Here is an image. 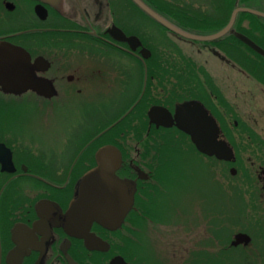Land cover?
I'll return each mask as SVG.
<instances>
[{
    "label": "flooded vegetation",
    "instance_id": "af4514ba",
    "mask_svg": "<svg viewBox=\"0 0 264 264\" xmlns=\"http://www.w3.org/2000/svg\"><path fill=\"white\" fill-rule=\"evenodd\" d=\"M135 15L123 0H0V43L22 49L32 77L42 82L18 93L0 89V145L5 149L0 164V264H119L115 258L123 264H183L190 254L214 247L212 210L201 233L199 205L190 200L183 211L171 203L172 193L182 197L190 183L197 184L198 172L190 160L208 161L212 183L214 166L229 175L231 167L196 150L175 126V107L187 104L188 110L177 117L194 120L201 106L219 129L217 139L229 146L233 99L241 92L238 86H218L206 68L217 61L230 73L233 65L212 46L184 55L174 41L189 46L202 42L139 19L144 23L142 41L134 34ZM112 27L126 38L136 37L140 46L131 49L114 39ZM153 31L160 48L176 49L158 50L153 57L146 46L151 43L146 34ZM141 48L149 52L144 59ZM196 55L209 58L201 61ZM156 67L160 73L152 86L147 82ZM178 77L191 78L192 86L177 85ZM154 108L160 114L156 120L170 126L149 123ZM42 120L45 131L25 130L29 122L40 126ZM168 141L178 146L168 147ZM98 165L134 186L128 211L114 230L95 222L88 226L82 212L70 207L81 179ZM254 174L264 200V168L256 166ZM170 212L176 222L169 220ZM201 236L207 240L203 247Z\"/></svg>",
    "mask_w": 264,
    "mask_h": 264
},
{
    "label": "trees",
    "instance_id": "16d2710c",
    "mask_svg": "<svg viewBox=\"0 0 264 264\" xmlns=\"http://www.w3.org/2000/svg\"><path fill=\"white\" fill-rule=\"evenodd\" d=\"M123 1L127 2L133 8L136 14V20H149L153 23V25L157 26L161 31L164 32L162 27L151 21L149 17L141 12L129 0ZM141 1L149 8L155 10V12L161 16L173 21L183 31L199 36L213 34L223 28L228 21L231 11L234 8L245 7L264 13V6L256 3L255 0H202L203 3H206L210 7L211 11L209 10V12L202 11L199 8H195L193 6H188L185 3H181V0ZM192 2L193 0L190 1V4H192ZM178 4L183 7L179 6ZM122 19L123 17L121 20ZM140 28V26H135L134 34L143 41L145 37L144 33L140 32ZM231 29L233 32H237L245 36L264 51V19L247 13H238ZM141 30L144 31L142 28ZM154 41L159 46L162 43L160 40ZM225 43L228 44V49H224ZM200 45L212 46L219 50L221 53H223V55L230 59L232 65L238 69L239 72L245 74L246 77L264 89V58L255 54L252 50L239 42L231 33H228L222 38L212 42L200 43ZM146 46L149 48L152 56L154 57V54L158 50L159 46L156 45L155 47V44L152 45V43H148V41L146 42ZM137 66H139L138 63ZM155 66V64H152V67ZM159 73L160 70L158 71V68L156 67V71L151 73L153 80L151 82L148 81L147 84L151 83L152 86H154V82L156 81L155 75ZM191 81V78L186 80L183 77L182 79L178 77L176 84L179 86H192ZM138 84L140 86V79ZM230 131L233 134L226 136V141L233 151L234 161L223 164L226 168L235 167L236 174L229 176L232 183L228 187V193L226 192V187L223 183H216V195L219 197L221 196V200L224 202L225 209L221 211L216 210L212 213L218 216L219 213H223L228 210V212L232 215L233 221L236 220V222H238L241 220L243 222L246 219V211L249 209V207H254V205H257V200L264 206V200H261L259 197L258 184L256 182V178L253 175L256 168V163L250 161L251 163L245 167L242 163V153L247 151H252V153H254L253 151H256L257 153L260 151V147L263 148L264 152V140L255 134V130L252 125L240 119V116L236 113L234 106H232ZM238 132H248L250 134H247L246 136L234 134ZM167 146L176 147L178 146L177 141H168ZM214 162L218 164L217 161ZM261 165L264 166L263 163ZM262 223L264 224V222ZM256 225L258 226V229L264 230V226L262 224L258 223ZM213 227L214 228L212 230L210 229V233L212 235L215 234V241H220L218 242L219 246L216 248L213 247L215 249L213 253H210V251H206L207 253L204 252V257L201 259L195 258L196 260L193 261V259H190L189 256L184 260L183 264H264V237L262 239L263 245L260 250H258V248L255 246L251 252H247L246 248H249V244L247 246H230V235L234 231H228L224 223L221 224L219 221L216 223L214 222ZM241 231L248 233V231L245 229H242ZM124 252L125 256H127L126 248H124ZM252 259L254 260L252 261Z\"/></svg>",
    "mask_w": 264,
    "mask_h": 264
},
{
    "label": "water",
    "instance_id": "95a60500",
    "mask_svg": "<svg viewBox=\"0 0 264 264\" xmlns=\"http://www.w3.org/2000/svg\"><path fill=\"white\" fill-rule=\"evenodd\" d=\"M147 17L156 22L161 27L165 28L172 35L178 36L184 40L192 42H212L218 40L228 33H231L239 42L252 50L255 54L264 58V51L255 45L245 36L232 31V25L238 13H247L264 19V13L245 7L234 8L228 18L227 23L219 31L199 36L184 32L171 25L168 21L160 15L152 11L141 0H129ZM110 34L114 39L127 42L131 49L140 46V42L136 37L126 38L115 27H112ZM141 58L147 57L149 52L141 48L139 51ZM31 70L28 67V55L20 48L9 45L7 43H0V89L7 92L18 93L32 86H38L42 82L37 81L32 77ZM48 86L45 81L43 85ZM18 86H22L18 90ZM158 109H151L148 113L149 123H154L155 126H170V122H159L157 117L160 115ZM188 105L182 104L175 107L176 117L175 126L186 133L191 143L196 150L207 156L214 157L217 161L233 162L234 155L232 149L222 140H218L219 129L213 119L207 116L206 112L201 106L196 111L198 118L188 120L180 118L177 115L181 112L187 111ZM4 148L0 145V164H3L2 156L5 155ZM5 162V160H4ZM231 176L235 174V169L230 168ZM134 186L128 181L120 180L113 175L112 170L105 169L98 165L95 169L87 172L80 181L77 192V199L70 204L71 210L75 209L82 212V219L88 226L95 222L107 230L116 229L121 222L132 201V194ZM250 238L245 233H235L230 241V246L236 247L238 245L247 246ZM93 249V246H89ZM113 261H119L123 264L121 258H115Z\"/></svg>",
    "mask_w": 264,
    "mask_h": 264
},
{
    "label": "rangeland",
    "instance_id": "374dc122",
    "mask_svg": "<svg viewBox=\"0 0 264 264\" xmlns=\"http://www.w3.org/2000/svg\"><path fill=\"white\" fill-rule=\"evenodd\" d=\"M172 1V0H168ZM191 0H181V3H185L188 6H193L195 8H199L202 11H208L210 10V7L203 3L202 0H193L192 4H190ZM256 3L264 6V0H255ZM176 3V2H175ZM179 5V4H178ZM181 6V5H179ZM211 11V10H210ZM122 13H120L121 16ZM144 23H142L139 19H137L136 26H140L144 30ZM140 28V32L144 33ZM150 33V32H149ZM151 35L148 36V33L146 34V40L151 41L152 45L155 44L159 46L154 40V35L158 36V32H152ZM181 41H174V46L179 50V52L183 53L184 55L186 53L191 54L190 52L200 49L202 46L199 45L200 43L194 44V46H189L185 42ZM172 44V42H169ZM170 45V44H169ZM175 47H168L167 48H160L158 47V50H175ZM157 50V51H158ZM192 56V55H191ZM195 56V54H194ZM204 57H208L207 55H200L196 58L198 60H203ZM209 58V57H208ZM211 58V57H210ZM221 65V66H220ZM209 74L214 78L215 82L218 86H238L236 91L239 93L241 92L240 97L236 96V99H233V106L238 111V115L243 118L244 120H248V123L252 125L254 130L256 132H261L259 136L262 140H264V92L262 91L261 87H259L258 84L253 82L251 79L245 76V74H242L238 71L234 66L232 68V71H227L224 69L222 64H219L217 61L214 62V66L210 65L208 68H206ZM223 69V70H222ZM230 75V84L228 83L227 74ZM249 90L252 94L248 97H244L245 91ZM236 105V106H235ZM249 121H252L250 123ZM28 126L26 127V131H45L44 128V121L42 120L40 122V126H37V123L35 122H29ZM33 123V124H31ZM49 131V130H46ZM43 141H46L47 139H42ZM46 145V144H45ZM260 151L256 153V151H253L254 153L249 152H243L242 153V163L245 167H247L252 161L256 163L255 166H262L261 164H264V152L263 148H259ZM263 155V156H262ZM208 161H204L202 159H198L197 162L191 161L189 162L190 166H194V170L198 172V179L197 184L190 183L189 187H187L188 191L184 193L182 197L179 196L178 192L172 193V200L171 203L175 205L177 208H180L181 210L185 211L189 207L190 200L194 199V202L199 205L201 211H200V218H199V230L201 233H203L204 229H206V225L208 224L207 220L208 215L210 213V209H212V212H215L216 210L221 211L224 210V202L221 200V196L219 197L216 195V183L218 182V179L224 184V186L230 185L232 182L229 178V174L224 169L218 165L214 166L215 171V182L212 183V177L209 176L210 173H212L211 168L207 165ZM243 166V167H244ZM264 168V166H262ZM235 169L236 174V168ZM193 169V168H190ZM256 170V168H255ZM254 170V171H255ZM226 172V173H225ZM253 172V171H252ZM254 177L255 174L253 173ZM211 183H212V189H211ZM226 192H229V188L226 189ZM220 193V192H219ZM212 194V195H211ZM195 196V197H194ZM259 198V197H258ZM261 199V198H260ZM261 203V202H260ZM257 200V205H254V207H249V209L246 211V219L245 221H238L236 222L232 220V215L226 210V212L219 213V215L211 214V218L209 221V229H213V223L219 221L221 224L224 223L225 227L228 231L232 230L234 231L230 235V239L232 240V236L235 233H244L241 231L242 229H245L248 231V233H245L249 236L250 242H249V248H246L247 252L252 251L255 246L260 250V248L263 245L262 239L264 237V230L258 229V226L256 224H264V206L263 204H260ZM171 208H169V211ZM204 217V218H203ZM169 220L176 222L177 219L175 217H172V212L169 213ZM233 223V225H232ZM206 224V225H205ZM264 229V228H263ZM263 231V232H262ZM263 234V236H262ZM203 236V235H202ZM201 236V239L199 240V247H203V243H206V238ZM215 234L212 235V241H214V247L216 248L219 246L220 241H215L216 238H214ZM198 245V244H197ZM189 247V246H188ZM215 249H210V253H213ZM186 251V250H185ZM207 249H200L198 253H195V255L190 254V259L194 258H203L204 252L207 253ZM208 251V252H209ZM185 255V254H184ZM183 255V256H184ZM254 259H252L253 261Z\"/></svg>",
    "mask_w": 264,
    "mask_h": 264
},
{
    "label": "bare ground",
    "instance_id": "6f19581e",
    "mask_svg": "<svg viewBox=\"0 0 264 264\" xmlns=\"http://www.w3.org/2000/svg\"><path fill=\"white\" fill-rule=\"evenodd\" d=\"M195 203V202H194ZM162 225V224H161ZM163 228V227H162ZM161 249H162V247H161ZM186 264H188V263H186Z\"/></svg>",
    "mask_w": 264,
    "mask_h": 264
}]
</instances>
